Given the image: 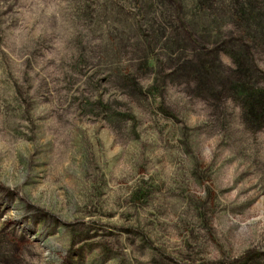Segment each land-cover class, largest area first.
I'll return each mask as SVG.
<instances>
[{
    "label": "rangeland",
    "instance_id": "obj_1",
    "mask_svg": "<svg viewBox=\"0 0 264 264\" xmlns=\"http://www.w3.org/2000/svg\"><path fill=\"white\" fill-rule=\"evenodd\" d=\"M0 264H264V0H0Z\"/></svg>",
    "mask_w": 264,
    "mask_h": 264
}]
</instances>
